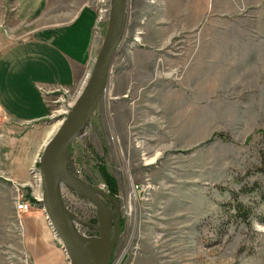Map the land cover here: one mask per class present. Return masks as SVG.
<instances>
[{
	"label": "rangeland",
	"instance_id": "1",
	"mask_svg": "<svg viewBox=\"0 0 264 264\" xmlns=\"http://www.w3.org/2000/svg\"><path fill=\"white\" fill-rule=\"evenodd\" d=\"M67 1L92 5L98 53L111 0ZM0 13L1 55L25 28L10 0ZM125 14L104 88L65 155L102 211L59 179L70 226L90 240L106 230L108 264H264V0H125ZM93 62L66 93L46 95L43 121L0 113L3 164L11 147L19 164L18 185L0 170V264H30L28 228L41 235L44 224L60 248L41 205L17 215L13 200L36 193L28 169Z\"/></svg>",
	"mask_w": 264,
	"mask_h": 264
},
{
	"label": "crops",
	"instance_id": "2",
	"mask_svg": "<svg viewBox=\"0 0 264 264\" xmlns=\"http://www.w3.org/2000/svg\"><path fill=\"white\" fill-rule=\"evenodd\" d=\"M7 1L0 0V9ZM10 5L11 19L25 28V38L0 55V113L14 125L37 123L49 116L46 95L73 88L94 61L96 15L91 4L67 0H10ZM12 151L5 164L0 152V170L9 184L18 185L19 164ZM41 228V235L27 230L30 264H66L45 225Z\"/></svg>",
	"mask_w": 264,
	"mask_h": 264
},
{
	"label": "water",
	"instance_id": "3",
	"mask_svg": "<svg viewBox=\"0 0 264 264\" xmlns=\"http://www.w3.org/2000/svg\"><path fill=\"white\" fill-rule=\"evenodd\" d=\"M125 22V0H111L107 29L85 87L67 117L60 120L53 136L44 143L38 158L41 173V211L53 237L64 253L66 261L70 264H80L82 257L89 264H108L111 245L107 248L105 257H100L84 243L85 239L70 226L58 195L55 172L58 160L66 154L71 141L87 123L95 109Z\"/></svg>",
	"mask_w": 264,
	"mask_h": 264
},
{
	"label": "bare ground",
	"instance_id": "4",
	"mask_svg": "<svg viewBox=\"0 0 264 264\" xmlns=\"http://www.w3.org/2000/svg\"><path fill=\"white\" fill-rule=\"evenodd\" d=\"M103 12L104 11H98V18L100 16V19H102L101 17L103 15ZM65 155L58 160L57 165H56L55 175H56L57 183L59 182V179H60L63 182H65L69 187H71L74 190H76L79 194H82L84 196L92 197L91 194L81 184H79V182H76V181L72 180L70 178V176L68 175V173L66 171V167H65ZM33 164H35V162H33L32 165ZM92 199H93V201H95L97 203V205L100 208V205H99V202H98L97 198L96 197H92ZM100 210L102 211L101 208H100ZM64 213H65V211H64ZM66 218H67V216H66ZM99 230H100V228H99ZM84 239H85L84 243L87 244V246L93 252H95L100 257H105L106 250L111 245V243L106 238V230L101 229V238L100 239H96V240L95 239L90 240V239H87V238H84ZM68 264H70V263H68ZM80 264H89V263H88V261L85 258L82 257L80 259Z\"/></svg>",
	"mask_w": 264,
	"mask_h": 264
},
{
	"label": "built area",
	"instance_id": "5",
	"mask_svg": "<svg viewBox=\"0 0 264 264\" xmlns=\"http://www.w3.org/2000/svg\"><path fill=\"white\" fill-rule=\"evenodd\" d=\"M61 91L66 93L68 90L63 89ZM34 165L35 164L30 166V168L28 169V173L34 183L36 193L31 195V199L21 195L13 200L14 210L17 215L29 212L35 205H41V173L39 168H35Z\"/></svg>",
	"mask_w": 264,
	"mask_h": 264
}]
</instances>
